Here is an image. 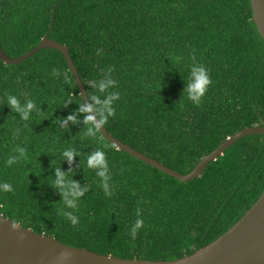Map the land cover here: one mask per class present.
Instances as JSON below:
<instances>
[{"label":"trees","instance_id":"obj_1","mask_svg":"<svg viewBox=\"0 0 264 264\" xmlns=\"http://www.w3.org/2000/svg\"><path fill=\"white\" fill-rule=\"evenodd\" d=\"M252 17L250 0H0V40L9 56L18 57L50 30L49 37L69 46L87 93L96 91L89 82L114 67L118 83L109 91L121 95L105 127L188 173L235 132L264 125V39ZM193 53L213 81L200 106L184 91ZM6 94L22 104L35 102L27 121L12 111ZM80 95L56 48L41 49L18 64L0 60V184L13 189L0 190L4 216L98 253L171 260L215 240L262 194L263 134L242 137L199 177L183 182L118 149L101 132L86 136L83 113L79 123L58 124L78 109ZM18 146L26 149V158L9 166ZM69 148L80 153L71 164L62 155ZM96 148L108 159L111 197L96 171L85 167ZM59 166L75 169L72 179L90 186L76 209L66 208L51 185ZM138 207L144 225L133 240ZM64 211L78 218L75 226Z\"/></svg>","mask_w":264,"mask_h":264},{"label":"water","instance_id":"obj_2","mask_svg":"<svg viewBox=\"0 0 264 264\" xmlns=\"http://www.w3.org/2000/svg\"><path fill=\"white\" fill-rule=\"evenodd\" d=\"M250 1L253 21L264 39V0ZM49 33L50 30L37 46L18 57L9 56L2 48L0 40V60L8 64H18L41 49L56 48L65 56L80 94H83L84 103H89L87 90L70 55L69 46L49 37ZM100 132L118 149L183 182H188L199 177L211 161L216 160L237 140L252 134L264 135V125L247 126L235 132L206 154L188 173L179 172L135 149L116 138L105 126ZM13 222L15 221L0 213V264H264V190L245 214L223 234L193 253L171 260L124 258L98 253L86 247L66 244L52 235L36 232L17 222L15 223L19 229H13ZM64 251L71 252L73 258L65 262L57 261L55 258Z\"/></svg>","mask_w":264,"mask_h":264},{"label":"clouds","instance_id":"obj_3","mask_svg":"<svg viewBox=\"0 0 264 264\" xmlns=\"http://www.w3.org/2000/svg\"><path fill=\"white\" fill-rule=\"evenodd\" d=\"M99 51V50H97ZM100 52V55H103ZM192 64L190 65V73L188 76V86L185 88V93L187 98L192 101L197 106L202 104V98L207 93L209 87L212 85L213 81L210 75V69L205 65L196 62L195 53L191 56ZM114 67H109L107 71L103 74V78L98 82H89V88L95 89V92L88 93L89 103H84L83 94L80 95L81 102L78 103V109L72 114L68 115L66 118L61 117L57 123H62L65 127L67 126V121H72L74 124L79 123L78 115L83 113V123L87 125V130L85 135L88 137H95L98 132L107 124L110 117H115L116 110L114 107V102L120 99V93L109 91V89L117 85V81L112 77V72ZM54 76H59L60 72L57 69H53ZM65 82L71 83L69 77L65 75ZM72 98L69 97L65 101L64 106L71 103ZM6 102L11 107L12 111L20 114V118L27 121L30 118V114L33 110H36V104L33 100H26L23 104L16 95L6 94ZM19 135V129H17L14 136ZM15 152L19 153L18 156L13 155L7 160V164L11 166L17 163L20 159L26 158V149L24 147H17L14 149ZM80 154L75 148L66 149L62 155L70 164L74 161L76 155ZM85 163V161H84ZM85 167L89 169H94L96 175L101 178V187L104 190L106 196L111 197L113 195V185L110 183L112 176L110 173L109 163L106 153L102 149L96 148L87 156ZM69 174H72L71 176ZM75 174V169L69 168L67 172L62 170V168L55 167V179L51 185L56 189V191L61 195V200L68 209H76L80 199L90 190V186L87 184L83 188L79 181L72 179ZM0 190L3 191H13L10 183L0 184ZM143 209H136L137 219L131 228V237L133 240L136 239V234L139 229L144 225V220L142 218ZM67 219L71 221L73 226L78 223V218L71 211H64L62 213ZM13 229H19V226L13 222ZM72 253L69 251L61 252L55 259L59 262H65L71 260ZM110 258V257H109Z\"/></svg>","mask_w":264,"mask_h":264}]
</instances>
